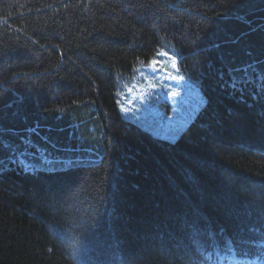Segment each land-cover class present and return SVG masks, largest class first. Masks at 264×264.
Segmentation results:
<instances>
[{
	"label": "trees",
	"instance_id": "16d2710c",
	"mask_svg": "<svg viewBox=\"0 0 264 264\" xmlns=\"http://www.w3.org/2000/svg\"><path fill=\"white\" fill-rule=\"evenodd\" d=\"M161 54L172 142L117 101ZM0 264H264V0H0Z\"/></svg>",
	"mask_w": 264,
	"mask_h": 264
},
{
	"label": "rangeland",
	"instance_id": "374dc122",
	"mask_svg": "<svg viewBox=\"0 0 264 264\" xmlns=\"http://www.w3.org/2000/svg\"><path fill=\"white\" fill-rule=\"evenodd\" d=\"M157 61L160 67H143L137 80L122 89L118 108L153 137L172 142L201 107L203 97L177 59L161 54Z\"/></svg>",
	"mask_w": 264,
	"mask_h": 264
},
{
	"label": "snow or ice",
	"instance_id": "6c2138e0",
	"mask_svg": "<svg viewBox=\"0 0 264 264\" xmlns=\"http://www.w3.org/2000/svg\"><path fill=\"white\" fill-rule=\"evenodd\" d=\"M150 64L153 68H156V67H160L161 65L159 64V62L155 59L151 60L150 61Z\"/></svg>",
	"mask_w": 264,
	"mask_h": 264
}]
</instances>
